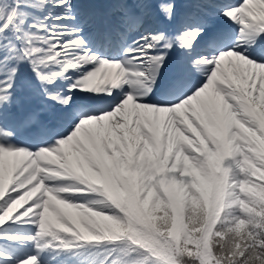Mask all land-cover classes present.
<instances>
[{
    "label": "snow or ice",
    "instance_id": "1",
    "mask_svg": "<svg viewBox=\"0 0 264 264\" xmlns=\"http://www.w3.org/2000/svg\"><path fill=\"white\" fill-rule=\"evenodd\" d=\"M0 264H264V0H0Z\"/></svg>",
    "mask_w": 264,
    "mask_h": 264
}]
</instances>
